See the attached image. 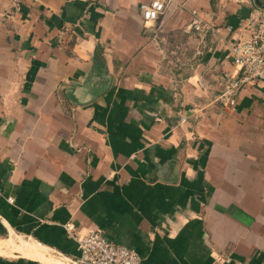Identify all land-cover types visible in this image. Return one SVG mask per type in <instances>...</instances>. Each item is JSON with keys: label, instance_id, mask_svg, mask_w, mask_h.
<instances>
[{"label": "crops", "instance_id": "crops-1", "mask_svg": "<svg viewBox=\"0 0 264 264\" xmlns=\"http://www.w3.org/2000/svg\"><path fill=\"white\" fill-rule=\"evenodd\" d=\"M142 1L0 0V264H71L91 229L139 264H264V86L218 100L264 0Z\"/></svg>", "mask_w": 264, "mask_h": 264}, {"label": "built area", "instance_id": "built-area-1", "mask_svg": "<svg viewBox=\"0 0 264 264\" xmlns=\"http://www.w3.org/2000/svg\"><path fill=\"white\" fill-rule=\"evenodd\" d=\"M20 7L24 0H13ZM171 0L142 1L139 8L145 22H151L162 14ZM195 30L206 32L213 26L204 22L196 13L190 20ZM250 34L239 38L230 46V54L235 64V73L226 79L218 100L229 105L238 90L246 85L264 86V8L255 9L247 20ZM12 200V198H9ZM68 225V229H71ZM80 253L71 258V264H139L140 254L132 247L107 239L100 230L91 229L78 239Z\"/></svg>", "mask_w": 264, "mask_h": 264}, {"label": "water", "instance_id": "water-1", "mask_svg": "<svg viewBox=\"0 0 264 264\" xmlns=\"http://www.w3.org/2000/svg\"><path fill=\"white\" fill-rule=\"evenodd\" d=\"M98 80H99V78H96L95 81L93 82L94 84H92V86H91V91H90V95H91V97H90V98H94V97H96L97 95L100 94V92H101V90H102V88H101L100 86H98V84H97V83H98ZM77 84H78V82L73 81V82L68 86V91H67L68 96H69L71 99L75 100V101H78V100H76V98H75V96H74V88H75V86H77Z\"/></svg>", "mask_w": 264, "mask_h": 264}]
</instances>
